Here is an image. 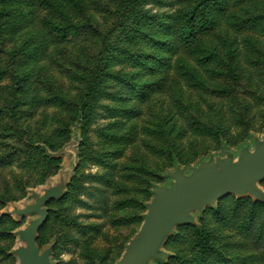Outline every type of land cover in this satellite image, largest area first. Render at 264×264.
<instances>
[{"label": "rangeland", "instance_id": "374dc122", "mask_svg": "<svg viewBox=\"0 0 264 264\" xmlns=\"http://www.w3.org/2000/svg\"><path fill=\"white\" fill-rule=\"evenodd\" d=\"M171 1L146 7L170 16L162 20L170 31H159L131 19L127 0H0V264H21L22 252L46 264H118L145 220L193 189H181L177 175L210 184L264 147V0ZM206 8L207 26L184 42L189 18ZM8 12L27 18L10 22ZM138 27L145 37L133 54L168 66L139 75L125 58L114 62L108 91L121 100L100 102L117 112L97 109L87 131L106 167L83 156L81 106L99 59L125 48ZM81 174L102 179L84 184L103 195L71 197ZM138 264H264V169L168 226Z\"/></svg>", "mask_w": 264, "mask_h": 264}, {"label": "trees", "instance_id": "16d2710c", "mask_svg": "<svg viewBox=\"0 0 264 264\" xmlns=\"http://www.w3.org/2000/svg\"><path fill=\"white\" fill-rule=\"evenodd\" d=\"M130 6V11L132 12V15H130V18L136 21L139 25H143L145 29L156 27L159 31L160 28H164V31H170V25L167 24L164 26V23L162 22L163 18H166L170 20L169 15H149L148 9H146L147 6L154 5L157 6L158 8L160 7H165V6H171L172 1L171 0H127ZM206 7V6H205ZM208 8L201 9L196 14L191 15L189 18L190 20L188 21V25L182 30L180 37L183 39L184 42H189L191 41L195 36L196 33L200 30H203L205 28L206 23L209 18V12L207 11ZM5 15H8L11 20L15 21L18 19H23L26 20L27 16L25 14H20L18 15L17 13L13 12H8V13H3ZM202 17L205 21L204 23L201 22ZM57 30L60 32V34H65L66 31L71 30L68 29L67 27H57ZM145 37V31H142L139 27L136 28L135 30L132 29V31H128V37L127 39L128 44L126 45L125 48L120 49L119 47L115 48V51L117 54H112L109 57H102L99 59L98 64H97V69L95 71V77L93 80H91L90 87L88 89L87 95L88 99H85L82 102L81 106V111H80V122H81V129L85 132L84 133V138L86 139V142L88 143V146L90 147L88 152H84L83 156L88 161H93L95 163H101L105 165L106 167L109 166L108 161H105L101 155L97 153L95 149L92 148L93 143L90 142V139L87 137V131L91 128L92 124L96 121L97 117L100 115L98 112L99 109L104 110V112L109 113V114H116L117 110L115 108H112L110 105L103 104L100 102L101 99L104 97H107L111 100L115 101H120V97L118 93L114 92H109L108 88L111 86V81L114 79L113 74H111L112 71V66L114 62H120L122 59L125 58V60H128L133 66H137L141 68L137 74L144 75L146 71H149L150 73L155 72L156 69V64H161L164 67H167L166 62H162V59L158 58V55L155 54H143L140 53L139 55H134L132 50L133 47H136L138 44H140L141 39ZM148 42L153 44L154 49H158L157 46L159 43H157V39H155L153 36H147L146 37ZM162 47H159L161 51H166L165 46L161 45ZM124 81L120 79V84H122ZM130 88L131 91L138 90L136 93L139 95V97L145 98L147 95V92L144 88H138L137 84L134 83H128L127 84ZM126 85V86H127ZM130 91V92H131ZM128 99H123L122 101H126ZM98 109V110H97ZM124 114L127 116H131L133 114L132 111L126 110L124 111ZM112 126H119L123 127L124 125L122 122L119 120L115 121ZM112 139L116 141H123L124 137H120L119 139H116L114 135L111 136ZM96 180V181H101L97 175L95 174H81L78 175L74 179V183L72 185L71 189V197L76 199L78 202L81 204L85 203L81 198V196L86 195L90 199H98L100 196L103 195L104 189L101 187H96L95 185H85L84 182L85 180ZM99 179V180H98ZM81 195V196H80ZM80 197V198H79ZM83 216L82 214L76 215V216H70L68 220V224L72 226H77V218ZM203 239L208 240V234L204 232V230L199 231ZM69 239H72L70 236L68 237ZM75 240V239H74ZM202 245L200 246L202 252L205 251L206 245L205 242H201Z\"/></svg>", "mask_w": 264, "mask_h": 264}, {"label": "water", "instance_id": "95a60500", "mask_svg": "<svg viewBox=\"0 0 264 264\" xmlns=\"http://www.w3.org/2000/svg\"><path fill=\"white\" fill-rule=\"evenodd\" d=\"M264 169V147L241 163L234 171L222 179L206 184L197 190L192 189L194 180L200 175L188 181L183 175L175 178L181 189L191 188L188 194L177 198L151 214L143 223L142 227L128 245L123 258L118 264H138L142 253L152 240L174 222L185 218L193 211L201 209L208 204L217 201L241 186H245L248 181L258 172ZM205 170L209 177H215L214 164L205 165ZM159 201L165 197L159 193ZM21 264H46L44 256L38 257L33 253L31 256L25 252L21 253Z\"/></svg>", "mask_w": 264, "mask_h": 264}, {"label": "bare ground", "instance_id": "6f19581e", "mask_svg": "<svg viewBox=\"0 0 264 264\" xmlns=\"http://www.w3.org/2000/svg\"><path fill=\"white\" fill-rule=\"evenodd\" d=\"M205 185H206V182H204L203 178L200 177L194 180V183L192 185L193 187L191 188H193L194 190H197L199 188H202Z\"/></svg>", "mask_w": 264, "mask_h": 264}]
</instances>
